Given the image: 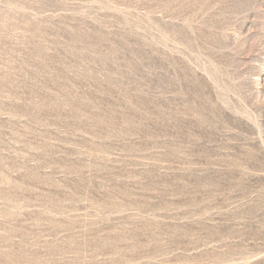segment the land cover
Instances as JSON below:
<instances>
[{"label": "rangeland", "instance_id": "rangeland-1", "mask_svg": "<svg viewBox=\"0 0 264 264\" xmlns=\"http://www.w3.org/2000/svg\"><path fill=\"white\" fill-rule=\"evenodd\" d=\"M0 264H264V0H0Z\"/></svg>", "mask_w": 264, "mask_h": 264}]
</instances>
